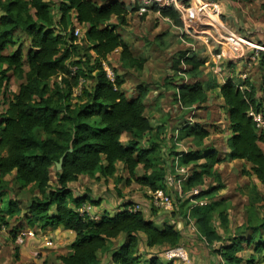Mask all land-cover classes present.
I'll return each mask as SVG.
<instances>
[{"label":"trees","instance_id":"obj_1","mask_svg":"<svg viewBox=\"0 0 264 264\" xmlns=\"http://www.w3.org/2000/svg\"><path fill=\"white\" fill-rule=\"evenodd\" d=\"M177 2L189 7L191 0ZM138 5L129 8L120 0H105L101 4L95 0H61L57 4L59 15H56L51 0H0V95L4 94L10 76L22 80L0 114V198L9 190L16 193L21 189L29 197L25 203L8 199L15 203L7 212L18 221L12 225L14 235L24 224L52 229L63 227L75 233L71 252L60 255L61 264H98V250L110 253L111 264H172L157 254L143 259L137 250L138 233L145 234L146 245L150 247L180 243L181 233L171 223L160 225L140 211L124 208L111 215L103 213L96 219L81 214L77 208L88 196H72L67 184L80 174L95 178L113 176L119 160L128 171L127 181L133 178L151 190L165 189L166 168L156 140L163 126L154 131L144 114L148 86L138 84L135 94L127 96L123 76L115 73L111 79L103 66L116 49L123 65L140 64L141 59L133 56L118 31L119 26L127 24L129 9H137ZM146 7L159 11L178 26L184 25L181 13L173 5L152 3ZM261 7L264 8V2ZM113 16L115 22L111 20ZM73 18L78 25H85V39L89 44L73 34ZM6 46L12 49L5 52ZM182 62L188 68L182 69L179 66ZM202 63L199 56L188 55L184 49L172 57L171 68L176 72H194ZM258 64L264 69V51ZM228 65H232L231 61ZM84 80H90V86L83 85ZM77 86L80 94L74 101L73 90ZM175 86L174 99L186 107H198L207 100L206 87L199 79ZM217 86L231 130L227 139L229 155L246 160L250 167L243 173L255 174L264 185V136L256 134L248 115L249 109L264 106V86L261 96L248 78L229 76ZM124 131L132 135L127 144L121 141ZM209 133L197 120L180 122L178 139L190 138L200 148L180 151L177 155L181 165L198 163L199 167L192 168L182 192L203 185L207 176L213 180L198 193L191 194L190 199L206 198V204L187 205L198 232L212 243L223 239L213 223L215 217L228 229L229 204L227 198L217 197L224 184L214 170L217 150L204 143ZM145 139L149 144H141ZM70 146L72 149L64 156L61 168L56 169L55 162ZM138 165L143 168L141 175L136 172ZM13 169L15 174L7 179L5 176ZM88 201L99 202L92 198ZM186 208L181 210L183 215ZM0 219V224L8 223L5 216L1 215ZM247 228L252 229L248 236L243 234ZM121 232L125 239L114 249L112 238ZM225 238L228 241L215 249L224 264H241L243 258L239 252L245 246L252 247L259 254L257 261L264 264V217L253 212L246 222L236 226L233 235ZM255 261L252 256L247 264Z\"/></svg>","mask_w":264,"mask_h":264},{"label":"crops","instance_id":"obj_2","mask_svg":"<svg viewBox=\"0 0 264 264\" xmlns=\"http://www.w3.org/2000/svg\"><path fill=\"white\" fill-rule=\"evenodd\" d=\"M120 1H123L129 8L133 7L136 4V2H133L131 0ZM196 1L197 0H193L194 3ZM214 2L217 11L219 12L220 16H222V18L224 19V23L232 31L236 32V35L246 37L250 36V40L264 45V8H261L260 5V3L264 2V0H214ZM176 9H178V11L181 13V7L178 6ZM132 12H135L137 14L138 11L137 9H129L128 15H132ZM148 13H153V15L159 16V18L162 19V22L164 21V23H166L169 31L173 34V36L176 38V41L178 42V50L186 49L188 50V55L196 54L197 56H199V58L203 60V63L194 72H176L175 70H173L177 73V76H181V79L172 80V83L170 82V80H168L169 83L167 84L170 85H167V87L162 85V92L165 93H163L162 97L160 98V101H162L161 106L166 112V114L170 112L171 115L168 116L170 117V119L174 118L175 109H177L178 107H186L180 101L174 99V94L177 92V87L175 86V84L179 82H190L195 79L201 80L204 84V79L194 78L195 75H198L199 72L203 69L204 71H211L216 74L218 71V65H216V63L219 61L214 54L217 51H221L224 55L222 61L225 65L221 67L223 68V71L221 73L216 74L217 78L214 85L205 86L207 92V100L203 103V105H206L207 108L205 110H202L201 112L199 107H196L195 110H192V112L197 113V116L195 118L190 119L201 122L210 130V133L204 139V142L207 141L208 143H210L211 146H213L217 150L218 160L214 164V170L219 173L221 182L224 184L223 187L218 190L217 197L227 198L229 204L227 210L228 229H224L223 226L220 224V221L215 217L213 223L216 227L217 232L223 237V239L208 243L206 239L198 232L196 220L190 214L189 207H191L192 203L186 209L185 215L181 213L182 209L178 208L179 206L177 204L174 210L171 211H168L163 207H153L150 211L152 220H154L160 225L171 223L174 228L181 233L180 242H184L186 244L190 252V256L192 258V264H224V260H222L220 254L215 249L218 248L224 242L228 241L225 237H227L228 235H233L235 233L236 226L246 222L248 216H250V214L252 215L253 212H255L258 217H264V185H262V183L255 176V174L243 173L244 169H249L250 167V164L246 160L232 158L229 155L227 139L231 134V130L229 127L227 109L224 105V100L221 96L217 84L224 82V80L229 76H236L237 78H241V73L246 71L248 76L247 78L256 87L257 93L261 96V87L264 86V69H262L259 64H252V66L250 67L246 65V63L244 62V58L239 56L244 48L240 43L237 44L236 47V57L230 58L227 54L226 44H224L226 42H224L222 46H216L213 42H209L208 39L206 40L204 38V34H196L195 28L186 27L185 24L182 26H178L174 24L169 17L163 16L160 14L159 11H154L148 7L147 11H145L141 16H149L150 14L148 15ZM128 15L127 24L119 26L118 29H121L125 26H129ZM111 19L113 21H116L115 16H113V18ZM182 20L183 22L187 21L186 19ZM186 24L189 25L187 22ZM79 26L85 29V25L79 24ZM239 29L242 30V32ZM122 31H126V37L121 31L119 32L121 33L122 37L125 39L129 48L132 51L133 44L130 41L132 39L130 35L131 33L129 30ZM227 44L229 46L230 42ZM164 47H167V44H165ZM11 49V46H6L5 52H9ZM113 52H118L119 57L118 49L112 51L110 54H112ZM110 54L107 57L108 59ZM133 56L136 57L135 55ZM229 61H231L232 63V65L230 66L228 65ZM179 66L182 69L188 68V65L183 62L180 63ZM235 67L236 69L234 70ZM226 71H228V73H226ZM19 80L20 82L22 81L21 79ZM210 90H213L212 94ZM134 94L135 92H132L130 95H126L133 96ZM170 95L172 98L169 99L168 96ZM212 95L216 96L217 102L221 105V108L218 106L216 107L213 102ZM150 96L152 97L153 94L152 89L149 88V92L146 98L144 99V114L146 116V109L153 102H151ZM155 100L156 99H154V104L156 102ZM262 101H264V98H262ZM192 106L195 105H191L189 107ZM214 117H216L215 120L213 119ZM149 120L151 125L153 126V130L155 131L158 126H155L154 123L151 122V119ZM212 122L218 124V126L211 127L209 123ZM163 124L164 122L162 121V126ZM178 126L179 125L170 129L168 127V135L171 134L174 135V138H178ZM123 135H126L125 141L122 140ZM131 138L132 135L128 131H124L121 134V141L123 144H127ZM175 156L173 158L178 157V155L176 157ZM201 161L203 160H200V162ZM120 166L124 168L128 174V171L125 168L124 164L119 160L116 161V172L113 176H100L99 178H95L87 174H80L77 179L69 181L67 183L68 186H70L72 189V196L86 194L88 196V199H98L99 202L91 203L90 207L91 213L96 214L97 217L101 216L103 213L108 214L109 210H112V213L121 211L125 203H131L136 200L139 201L140 196L135 193L132 195H128L123 194L122 192H118V195L115 194L114 196V194H112L111 192L104 191L101 194L97 193V195L87 184L89 183V181L92 180L99 182L100 180H106L113 177L117 178ZM139 167L142 168L141 165H138L136 167L137 173ZM14 174L15 169H13L5 177L7 179H10L13 177ZM128 176L129 174L126 177L128 178ZM230 177L232 178V180H230ZM127 178H125L126 183L128 182ZM77 185H79V187ZM80 188H87V190L80 191ZM165 189L166 191L170 190L171 193L173 191L182 193L181 185L177 181L172 180V177L168 175H166ZM26 193L27 192L22 189L19 191L17 190L16 193L13 190H9L5 192L0 198V216H5V219L8 220L7 224H0V264H42L44 261L47 264H61L60 255H66L71 252L70 243L75 237V233L72 230L65 229L63 227H57L52 229L34 226L33 228L36 231L35 235L32 236L28 234H23L21 237H18L17 233L19 231H25L26 229L31 228L24 224L23 226H19L17 228V231H15V235L11 232L12 225L14 223H18V221L15 220L14 217L10 218L8 216L7 212L9 207L11 206V203L8 201L9 207H4L2 202L3 200H5V198H16L21 202L25 203L29 198ZM88 199L86 201H88ZM0 222H2L1 219ZM251 233L252 229L247 228L243 231V234L246 236ZM138 236L139 243L137 250L143 259L149 258L150 256L154 255L153 252L161 248L150 247L146 245V236L144 233L139 232ZM46 237L52 239L51 244H47ZM124 239L125 234L123 232L119 233L116 237L112 238V248L117 249ZM239 255L243 258L241 264H247V259H250L252 256L256 258L255 264H262L257 261L259 258V254L254 252V250L250 246H245L239 252ZM97 258L99 260L98 264H111L109 252H103L101 250H98Z\"/></svg>","mask_w":264,"mask_h":264},{"label":"rangeland","instance_id":"obj_3","mask_svg":"<svg viewBox=\"0 0 264 264\" xmlns=\"http://www.w3.org/2000/svg\"><path fill=\"white\" fill-rule=\"evenodd\" d=\"M60 1L61 0H51V5L56 15L58 13L57 4ZM95 1L101 4V3H104L105 0H95ZM161 1L162 0H160V2ZM200 1L201 0H199L198 2ZM192 4H194L193 0H191L190 2V7L192 6ZM190 7L186 8V11H184L183 9L181 11L182 16L185 19L186 18L188 19L189 18L188 16H190ZM143 13L144 12L142 13L137 12L136 14L135 12H132V15L130 16L128 15L129 16L128 17L129 26L122 27L123 29L122 28L118 29V31H121L124 34V36H125L126 31H122V30L130 31L131 33L130 35L132 37L130 41L133 44L132 53L137 58L141 59L140 64L134 65L131 67L125 66L119 60L118 52H113L112 54H110L109 59L107 58L103 62V66L105 63L112 70V73H113L112 78H114L115 73H119L123 76L125 80L124 85H123V89L125 88L124 89L125 94L130 95L132 92H136L137 85L141 83L146 84L150 89H152L153 96L152 97L150 96L151 98L150 100L151 102L152 101L153 102L151 103L150 106L147 107L146 114L148 118L151 119V122L154 123L155 126H162V121L164 122L163 132H162V128H160V137L156 138V140L159 141L161 160H163L164 162V165L166 168V175L176 180L181 175L177 173L175 169V158L173 157L175 155L177 156V152L200 148V146L196 145L190 138H182L178 140V138H174V135H171V134L168 135V127L169 129L174 128L177 125H179V123L182 121L191 120L190 118H195L197 116V113L192 112V110H195L196 107L195 106H192V107L187 106L184 108L178 107L177 109H175V115L173 119H170V117H168L171 115L170 112L168 111L169 113L166 114V112L162 108L161 106L162 101H160V98L162 97V94L165 93V92H162L163 91L162 85L167 87V85H170V84H167L169 83L168 80L172 81V80L181 79V76H177V73L173 71V69L170 66L171 57L175 55L177 50L179 49L178 42L176 41V38L173 36V34L169 31L166 23H164V21L162 22V19H160L159 16H155L153 15V13H148V15L150 14L149 16L142 17L141 15ZM71 15L72 14L70 13V16ZM210 15L212 16L213 20L215 21L217 20L216 16H214L211 13ZM219 17L224 22V19L222 18V16H219ZM72 31H73V34L75 35L74 27ZM240 31L242 32V30ZM76 36L84 44H89L87 42V39H85V29L84 28L81 27L80 33ZM165 44H167V47H164ZM216 65H219L222 67L225 64L217 62ZM25 68L27 69L26 64H25ZM235 69L236 67L234 68V70ZM251 70H248V71H251ZM222 71H223V68L218 69L216 74L221 73ZM226 73H228V71H226ZM216 74L211 71H204L203 69L199 72L198 75H195L194 78H202L204 79L205 86H211V85H214V83L216 82V78H217ZM53 79H55V77H53L52 80ZM19 83H20L19 79L10 77V80L6 84L4 95H0V114L6 108L7 102L11 98L12 94L17 91ZM90 84H91L90 80L83 81V85L90 86ZM210 91L212 94L213 90H210ZM79 94H80V86H77L73 90L74 101L77 99ZM212 97H213V102L216 105V107L218 106L221 108V105L217 102L216 96L212 95ZM168 98L169 99L172 98L171 95L168 96ZM154 99H156L155 104H154ZM198 107L201 110V112L202 110H205L207 108V106L203 104L199 105ZM213 119L215 120L216 117H214ZM209 125L211 127L218 126V124L213 123V122L209 123ZM122 140L123 141L126 140V135H123ZM204 143L210 145V143H208L207 141H205ZM141 144L147 145L149 144V141H147L146 139L142 140ZM188 167H189L188 170L190 173L192 171V168L199 169L198 163H194V164L191 163L188 165ZM142 172H143V169L139 167L138 174L141 175ZM51 175L53 177V171ZM127 175L128 174L126 170L120 166L119 173L117 175L118 177L120 176L119 178L113 177V178H109L106 180H100L99 182L92 180V181H89V183L87 184L89 185V187L92 188V191L95 192L96 194L97 193L101 194L104 191L111 192L112 194H114V196L115 194L118 195V192H122L123 194H128V195H132L135 193L140 196L139 202L147 201L149 198L151 189H149L147 186L141 185L139 182L135 181L133 178H131V180L126 183L125 178H127L126 177ZM204 180L205 181L203 185H201L202 188H204L205 186L213 182L212 178L208 176L205 177ZM230 180H232L231 177H230ZM85 182H88V181H85ZM183 184H184V180H181L180 181L181 188H183ZM77 186L79 187V185ZM85 190H87V188H80V191H85ZM168 193L173 195V197L176 199V204L179 206L178 208L182 210H185L184 208L188 207L187 205L192 203V200L190 199L191 195L189 194V190H186L185 192H182V193H178L176 191H173L171 193L170 190H168ZM2 203L4 207L6 206L9 207L8 198H5V200H3ZM14 204L15 203L13 202L10 205H14ZM108 214L109 215L113 214L112 210H109ZM153 253L156 254L157 250Z\"/></svg>","mask_w":264,"mask_h":264},{"label":"built area","instance_id":"obj_4","mask_svg":"<svg viewBox=\"0 0 264 264\" xmlns=\"http://www.w3.org/2000/svg\"><path fill=\"white\" fill-rule=\"evenodd\" d=\"M136 2L138 5L137 11L139 13L147 11V4L158 3L160 6L164 5H173L175 8L178 6L181 7L184 11L186 8L183 4L178 3L177 0H132ZM152 1V2H151ZM182 11V10H181ZM212 13L216 15L217 20H213L212 16L209 14ZM220 14L216 9V5L214 0H198L192 4L190 7V16L184 22L186 27L195 28L196 34H204L205 39L209 40V42H213L214 45L222 46L226 44L227 47V54L230 58L236 57V47L237 44H242L244 47L241 51L240 57L244 58V62L248 67L252 64H258L260 60V53L264 51V45H261L258 42H254L250 40L249 37L246 36H238L236 32L232 31L219 17ZM182 17V16H181ZM182 19H185L184 17ZM74 21V31L75 35L80 33V26L77 24L76 19L73 18ZM186 22L189 24L187 25ZM226 25V26H225ZM233 40V41H232ZM229 46L227 43H229ZM216 58L220 63H223L222 59L224 55L221 51H217L215 54ZM104 69L107 72V75L111 78L113 76L112 70L104 63ZM218 69H221V66L218 65ZM246 71L241 73V78H247ZM248 115L251 116L255 131L258 136H264V106L261 109H249ZM175 169L177 173L181 176L178 179L172 178V180L177 181L180 184L181 180H185L187 176L190 174L188 165H181L179 163V158H175ZM166 181V180H165ZM201 186H195L190 188L189 194L193 195L199 192ZM192 204H206V198H196L191 199ZM176 206V199L173 197L172 194L168 193L165 189H157L151 190L150 195L147 201H133L131 203H126V205L121 209L124 208L128 211H140L146 218L151 219V209L153 207H163L164 209L171 211L174 210ZM91 202L85 201L83 202L77 209L81 214L87 215L89 218L96 219L98 218L96 214L91 213L90 211ZM4 226V225H3ZM2 226V227H3ZM23 234L28 235H35L36 231L33 227L26 229L25 231H19L17 233L18 237H21ZM47 244L52 243V239L46 237ZM160 258H162L165 262H171L172 264H192V258L190 256V252L184 242H180L174 246H164L157 250L156 253Z\"/></svg>","mask_w":264,"mask_h":264},{"label":"water","instance_id":"obj_5","mask_svg":"<svg viewBox=\"0 0 264 264\" xmlns=\"http://www.w3.org/2000/svg\"><path fill=\"white\" fill-rule=\"evenodd\" d=\"M71 149H72V147L70 146L66 151H64V152L62 153V155L60 156L59 160L55 162L56 169H60V168H61V166H62V161H63L64 156H65L66 153H67L68 151H70Z\"/></svg>","mask_w":264,"mask_h":264},{"label":"bare ground","instance_id":"obj_6","mask_svg":"<svg viewBox=\"0 0 264 264\" xmlns=\"http://www.w3.org/2000/svg\"><path fill=\"white\" fill-rule=\"evenodd\" d=\"M210 14V13H209ZM212 14V13H211ZM214 15V14H213Z\"/></svg>","mask_w":264,"mask_h":264}]
</instances>
